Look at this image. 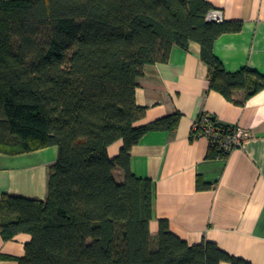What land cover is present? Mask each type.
Listing matches in <instances>:
<instances>
[{
  "label": "trees",
  "instance_id": "obj_1",
  "mask_svg": "<svg viewBox=\"0 0 264 264\" xmlns=\"http://www.w3.org/2000/svg\"><path fill=\"white\" fill-rule=\"evenodd\" d=\"M213 8L207 0H0V153L58 148L46 200L0 199L2 237L32 235L18 264H252L214 242L190 244L167 219L153 238L154 187L130 166L146 133L178 127L179 115L136 126L145 114L137 80L175 45L199 43L210 88L235 103L264 89V75L229 72L214 53L243 23L208 20Z\"/></svg>",
  "mask_w": 264,
  "mask_h": 264
},
{
  "label": "crops",
  "instance_id": "obj_2",
  "mask_svg": "<svg viewBox=\"0 0 264 264\" xmlns=\"http://www.w3.org/2000/svg\"><path fill=\"white\" fill-rule=\"evenodd\" d=\"M224 20L242 21V29L221 35L214 53L229 72L243 68L264 75V0H207ZM210 68L201 46L175 45L166 62L146 64L138 78L136 103L145 109L136 126L179 115L174 131L146 133L130 151L132 172L154 187L153 238L161 219L188 241L216 243L231 255L264 264V89L243 104L210 88ZM235 98H244L242 91ZM209 115L249 132L241 147L227 156H210V140L194 137V123ZM123 141L108 147L115 157ZM58 148L22 154L0 153V199L4 194L46 200L49 175ZM123 176L121 169L117 170ZM120 178V179H121ZM30 233L5 240L0 233V264H18L25 256ZM221 264H229L222 262Z\"/></svg>",
  "mask_w": 264,
  "mask_h": 264
},
{
  "label": "built area",
  "instance_id": "obj_3",
  "mask_svg": "<svg viewBox=\"0 0 264 264\" xmlns=\"http://www.w3.org/2000/svg\"><path fill=\"white\" fill-rule=\"evenodd\" d=\"M208 20L222 22L224 14L219 9H212ZM232 131L217 124L209 115H202L195 123L194 129L200 130V135L207 137L211 143L218 144L219 150L224 154H229L234 149L241 147L249 136V132L240 126H231Z\"/></svg>",
  "mask_w": 264,
  "mask_h": 264
},
{
  "label": "rangeland",
  "instance_id": "obj_4",
  "mask_svg": "<svg viewBox=\"0 0 264 264\" xmlns=\"http://www.w3.org/2000/svg\"><path fill=\"white\" fill-rule=\"evenodd\" d=\"M115 175H116V177H117L118 179L121 178V175L119 174V172H116Z\"/></svg>",
  "mask_w": 264,
  "mask_h": 264
}]
</instances>
